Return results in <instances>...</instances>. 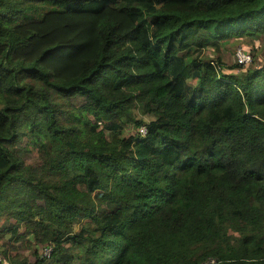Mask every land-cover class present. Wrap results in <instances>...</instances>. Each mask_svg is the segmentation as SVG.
Instances as JSON below:
<instances>
[{"label":"trees","instance_id":"16d2710c","mask_svg":"<svg viewBox=\"0 0 264 264\" xmlns=\"http://www.w3.org/2000/svg\"><path fill=\"white\" fill-rule=\"evenodd\" d=\"M260 36L264 0H0V264H264V65L204 52Z\"/></svg>","mask_w":264,"mask_h":264},{"label":"rangeland","instance_id":"374dc122","mask_svg":"<svg viewBox=\"0 0 264 264\" xmlns=\"http://www.w3.org/2000/svg\"><path fill=\"white\" fill-rule=\"evenodd\" d=\"M238 48H243L246 51H250L251 54H253V64L248 67H260L264 65V37L260 36L258 38H254L252 40H248L246 37L242 38H234V39H229L228 42L225 44H220L219 49L216 50L214 46H209V48H206L204 50L205 56H218L220 57L221 61L229 67L231 65H235V51ZM247 67H243L242 69L235 68V72H242L246 69ZM234 71V68H233ZM143 119L149 120L151 119V115L144 114ZM135 128L130 127V128H125L124 134L130 135L134 133ZM24 141L21 142V150H20V155L21 157L25 160L27 164H35L37 162V154L33 150H28L26 151L24 149ZM1 235V232H0ZM2 237V235H1ZM4 241H6L5 237H2ZM18 257L22 258L23 256H27L30 260L33 259L30 250L26 248L23 244H19L18 249H17Z\"/></svg>","mask_w":264,"mask_h":264},{"label":"built area","instance_id":"2783aa9c","mask_svg":"<svg viewBox=\"0 0 264 264\" xmlns=\"http://www.w3.org/2000/svg\"><path fill=\"white\" fill-rule=\"evenodd\" d=\"M235 61L239 65L250 66L253 64V56L248 51L244 50L243 48H238L235 51ZM138 132L141 134H144L146 132V126L145 125L140 126L138 128ZM50 254H51V247H44L40 251V255L42 257H49ZM1 261H2V255L0 253V263Z\"/></svg>","mask_w":264,"mask_h":264}]
</instances>
